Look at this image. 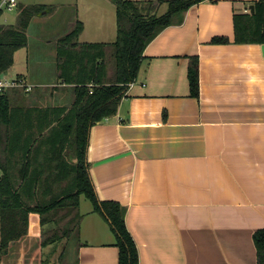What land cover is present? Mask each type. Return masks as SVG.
Wrapping results in <instances>:
<instances>
[{
	"label": "crops",
	"instance_id": "1",
	"mask_svg": "<svg viewBox=\"0 0 264 264\" xmlns=\"http://www.w3.org/2000/svg\"><path fill=\"white\" fill-rule=\"evenodd\" d=\"M254 1L203 0L188 8L180 22L148 43L117 113L90 128L86 157L96 193L126 208L139 264H257L253 233L264 228V42H237L234 26L235 15L254 11ZM77 4L56 45L77 21L83 23L79 41L115 40L111 0ZM23 7L18 0L10 10L17 12L2 11L0 20L17 25ZM215 36L229 41L214 43ZM27 47L20 48L25 51L20 65L15 52L4 77L10 71L9 80L31 88H6L11 97L17 104L69 106L74 91L58 80L56 47L50 59L30 57ZM194 55L198 96L191 94L188 77ZM80 206L81 198L79 211ZM80 214L79 236L61 241L62 251L74 254L75 264H118L109 222L93 204ZM41 231L40 217L33 213L28 235L18 245L25 250L1 264H31L34 256L26 245L32 242L43 248L39 253L48 252L55 243L40 246ZM58 260L48 262L65 264Z\"/></svg>",
	"mask_w": 264,
	"mask_h": 264
},
{
	"label": "trees",
	"instance_id": "2",
	"mask_svg": "<svg viewBox=\"0 0 264 264\" xmlns=\"http://www.w3.org/2000/svg\"><path fill=\"white\" fill-rule=\"evenodd\" d=\"M111 1L116 6L115 40L81 42L83 23L77 21L57 42L58 80L74 91L69 106L17 104L7 89L0 92V264L10 263L26 239L33 213L39 215L42 226L40 246L79 236L82 195L109 222L119 248L118 264H139L138 247L125 222L126 208L114 200H100L96 193L86 157L89 131L96 122L117 113L138 76L148 43L203 0ZM166 2L168 8L160 14ZM253 3V12L234 17L237 42H264V0ZM228 41L224 36L212 39ZM26 46L25 31L0 20V74L12 67L15 52ZM188 77L191 94L198 96L196 55L190 56ZM14 94L18 100L23 98ZM253 240L257 264H264V228L253 233Z\"/></svg>",
	"mask_w": 264,
	"mask_h": 264
},
{
	"label": "rangeland",
	"instance_id": "3",
	"mask_svg": "<svg viewBox=\"0 0 264 264\" xmlns=\"http://www.w3.org/2000/svg\"><path fill=\"white\" fill-rule=\"evenodd\" d=\"M21 1L24 7L22 9V13L19 14L17 26L23 29L28 36V47H27L28 48L27 52L29 53L28 55H30V57L31 56L34 57L35 59L36 58L41 59L43 55H48V58L50 59V49L53 46L56 47V44L53 41L59 35L68 31L67 30L69 27L68 22L71 19H73V17L76 15V10L78 7L77 0H21ZM41 3H43L42 6L44 8L40 11ZM167 8H168V3L166 2L161 6L159 13L162 14L166 12ZM3 11L7 12V10L5 9ZM16 12L17 11L14 10L13 12L10 13L15 14ZM44 50L47 51V53L43 54ZM24 52L25 51L23 49H20L16 53V62L18 65H20L21 63V59ZM8 74H9L8 77H6L7 80H9V77L10 75H12V72L9 71ZM37 77L40 78L39 74H37ZM42 79L46 80L47 78H42ZM67 96H71V94L67 93ZM69 99L70 101H73L71 100V98ZM91 207L92 204L90 200L85 196H81L80 211L87 210ZM36 242H32L31 244L29 243L28 245H26L27 246L26 250H28L29 248L30 253L28 254H30V257L34 256V259H30L31 264H40L41 262L46 263L48 262V260L51 259L54 261L60 259V263L75 264L74 254L70 255L68 250L67 253H64L62 251V246L60 245L62 244L60 240L54 242L55 245H51L48 252L43 250L42 252L43 254L39 253L40 252L39 250H42L43 248H39L38 242L37 243ZM19 250L20 249L17 246L15 250V254L19 255L20 254L19 252H22L25 249L23 250L21 249L20 251ZM68 256L69 259H67Z\"/></svg>",
	"mask_w": 264,
	"mask_h": 264
},
{
	"label": "built area",
	"instance_id": "4",
	"mask_svg": "<svg viewBox=\"0 0 264 264\" xmlns=\"http://www.w3.org/2000/svg\"><path fill=\"white\" fill-rule=\"evenodd\" d=\"M18 4V0H0V11H3L4 9L7 11H10L14 9ZM26 84L22 80L13 79V80H7L5 77L0 78V92L4 91L6 88L9 87H16V86H25ZM31 88L30 85H27L26 87Z\"/></svg>",
	"mask_w": 264,
	"mask_h": 264
},
{
	"label": "water",
	"instance_id": "5",
	"mask_svg": "<svg viewBox=\"0 0 264 264\" xmlns=\"http://www.w3.org/2000/svg\"><path fill=\"white\" fill-rule=\"evenodd\" d=\"M251 10H252V11L254 10V5H253V4L251 5ZM3 77H4V73H1V74H0V78H3Z\"/></svg>",
	"mask_w": 264,
	"mask_h": 264
}]
</instances>
